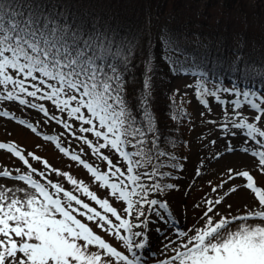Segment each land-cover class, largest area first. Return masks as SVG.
<instances>
[{"label":"snow or ice","instance_id":"1","mask_svg":"<svg viewBox=\"0 0 264 264\" xmlns=\"http://www.w3.org/2000/svg\"><path fill=\"white\" fill-rule=\"evenodd\" d=\"M161 39L169 71L190 77L183 88L201 106L194 118L188 91L170 88L175 131L201 129L192 173L178 150L188 140L154 109L151 45L138 54L62 0H0V119L67 158L54 165L0 140L19 161L0 164V264H264V69L250 71L242 53L197 58ZM79 166L86 173L74 174ZM196 188L189 216L187 201H172Z\"/></svg>","mask_w":264,"mask_h":264},{"label":"trees","instance_id":"2","mask_svg":"<svg viewBox=\"0 0 264 264\" xmlns=\"http://www.w3.org/2000/svg\"><path fill=\"white\" fill-rule=\"evenodd\" d=\"M70 10L97 18L117 28L137 45V53L155 50L160 74L154 77L153 105L169 132L188 139L187 124L179 125L169 117L167 82L173 75L162 58L164 35L178 39L180 47L197 58L217 57L248 61L251 70L264 69V0H62ZM175 55V53H170ZM138 55L137 59L141 60ZM226 67V66H225ZM143 65L130 83L139 89ZM227 75V72H226ZM190 112L189 106L186 105ZM181 153L185 147L178 149Z\"/></svg>","mask_w":264,"mask_h":264},{"label":"rangeland","instance_id":"3","mask_svg":"<svg viewBox=\"0 0 264 264\" xmlns=\"http://www.w3.org/2000/svg\"><path fill=\"white\" fill-rule=\"evenodd\" d=\"M254 1V0H253ZM190 77L188 76H171L167 82V90L169 91L173 86H180L182 91H188V96L185 97V100H190L191 102L188 103L190 106V113L194 118L198 117L197 109L201 107L198 101L195 99L194 94L188 90L183 88V84L188 82ZM193 123H196V120H193ZM187 134H188V142L189 145L186 147V155H188L189 160L186 162L187 164V172L192 173L193 167L198 166V153L201 151L200 144H199V132L201 129L191 128L189 129L186 125ZM9 132L11 135H9ZM3 139H15L18 143L24 144L30 150L36 151L38 154L45 155L50 159V162L54 163V165H61L67 159L63 157L62 153H59L58 150L55 149L54 144L47 141H42V138L37 137L32 133L30 130H27L21 126H16L11 123L6 124L2 119H0V140ZM37 144H40V147H36ZM206 151V149H205ZM10 154H5L4 150H0V164H7L9 167L13 165V161L19 163L17 158L12 157L9 158ZM217 165L215 162L212 163L211 168L215 169ZM74 174L80 173L83 175L86 173V170L82 171V166L76 167L72 169ZM208 175H212V172H209ZM208 186L205 184V188ZM204 191L203 188H196L194 192L186 193L185 191H176L174 194V200L172 203L179 207L183 204L184 201H187V207L189 211V216L192 215V208L191 205L196 197ZM242 199V197L237 198V202Z\"/></svg>","mask_w":264,"mask_h":264}]
</instances>
